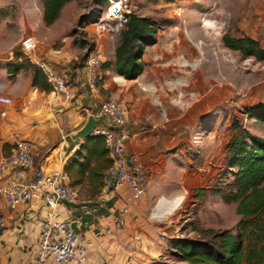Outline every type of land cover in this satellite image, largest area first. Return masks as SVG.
I'll return each mask as SVG.
<instances>
[{
  "label": "crops",
  "instance_id": "0c3cea01",
  "mask_svg": "<svg viewBox=\"0 0 264 264\" xmlns=\"http://www.w3.org/2000/svg\"><path fill=\"white\" fill-rule=\"evenodd\" d=\"M251 11L253 14L258 8ZM200 17L185 15L183 27L156 31L155 42L143 47L141 72L135 80L119 77L123 83H117L111 62L108 60L103 66L105 59L98 46L102 54L101 81L93 93L88 92L80 79L81 64L71 63L78 56L74 51L61 47L62 55L53 56L49 46L40 44L38 56L50 61L72 88V97L59 99L57 103H49L48 92L31 85L30 72L9 70L19 60L6 57L0 61V97L10 100L9 105L0 104V156L8 152L15 136L35 144L34 166L45 171L64 170L86 141L73 139V134L100 101L117 100L127 109L125 128L130 139L122 150L127 164L140 174L144 195L137 201H128L129 191L121 186L110 192L100 189L94 198L80 200L77 198L82 195L80 182L87 183L81 176L80 185L70 184L76 201L62 203L54 212L56 220L74 223L77 234L89 243L87 253L93 264H142L143 256L148 258L145 252L155 253L154 247L143 248L144 241L156 240L158 229L165 228L148 221L147 211L164 213L178 209L185 193L191 190L192 179L185 178L187 171L181 166L184 163L177 160L187 152L198 159L210 158L211 147H216L213 145L218 143L222 147L220 140L212 141L211 123L229 109L227 101L233 103L232 88L228 85L230 71L235 65L249 67L252 60L262 62L229 50L222 43L215 45L206 31L199 28ZM249 19L264 24L262 18L256 20L251 16L246 21ZM243 20L241 15L236 22L243 35L233 38L246 37L257 43L249 36L250 27ZM238 102L241 101L236 97L235 103ZM256 105L260 104L248 106ZM227 140L219 155L221 159L226 156ZM82 173L86 175L85 171ZM67 176L70 183L71 176ZM150 197L163 200L149 205ZM122 209H126L125 214ZM25 212L30 213V221L23 219ZM42 212L36 200L8 211L0 199V216L5 219V226L0 229V264H33ZM119 219L122 225L117 224ZM46 264L54 263L48 260Z\"/></svg>",
  "mask_w": 264,
  "mask_h": 264
},
{
  "label": "rangeland",
  "instance_id": "374dc122",
  "mask_svg": "<svg viewBox=\"0 0 264 264\" xmlns=\"http://www.w3.org/2000/svg\"><path fill=\"white\" fill-rule=\"evenodd\" d=\"M131 1L136 6L135 16L148 19L155 32L160 29L183 27L185 15H201L199 28L206 31L205 34L215 45L221 43L223 35L232 37L243 35L236 26V22L242 15L245 25L250 27L249 36L256 39L264 50V24H260L259 21L256 24L251 19L246 21L253 16L256 20L262 18L264 22V2L262 0H173L168 3L162 0ZM104 6L102 0H68L60 9L57 19L45 26L42 21L40 22L39 17L40 0H0V61L11 57L15 61L19 60L16 63L23 71L32 73L31 70L34 67L21 55L18 57V43L21 35H32L39 44L49 46L48 49L71 50L74 51L75 56L78 55L77 58H84L86 53L100 46L105 59L103 66L107 65L108 60L113 66L115 50L120 44V33L124 28L109 37L97 35L92 24L103 13ZM256 8H258L256 13L249 12L250 9L255 10ZM209 14H213L214 17H209ZM227 57L232 60L230 53ZM239 60H241L240 57ZM246 66L245 64L244 67L235 65L230 71L228 85L232 88L230 92L233 103L227 101L229 109L225 110L224 114L215 117L211 123L212 141L220 140L222 147L219 148L218 143L213 145L216 147H211L210 158L203 160L198 159L192 152H187L184 158L181 156L177 161L184 163L181 166H184L187 171L185 178L192 179L189 181L191 190L185 193L176 211L164 213L156 210L147 211V220L165 229L164 231L158 229L159 234L156 240L154 238L150 242L144 241L143 248L154 247L155 253L145 252L148 258L143 256L142 264H184L176 257L174 244L177 241L208 242V238L201 234L203 230H211L215 233L227 231L232 235L235 234L239 220L234 212L235 204L224 203L216 195L217 191H223L225 194L235 190L224 165V159L219 158V155L224 150V141L236 132L230 127L232 124H236L240 131L264 139V124L248 120L242 114L243 107L264 104V62L257 63L252 60L251 66ZM116 80L117 83H123L119 77ZM236 97L241 101L238 102L239 104L235 103ZM15 138L17 137L13 136L14 140ZM83 154H85L84 151L81 152V155ZM74 157L66 163L64 168L65 173L71 176L70 184L78 186L80 178L84 177L87 183L80 182L82 183V195L77 198L80 200L94 198L100 193V178L106 165L102 159L98 161L93 158L89 159L88 162L91 165L89 168L93 167L92 173L95 174L89 178L88 168L85 171L86 175H83L82 172H78V167L74 163V161L82 160L83 156ZM162 200L150 197L147 201L149 205H154Z\"/></svg>",
  "mask_w": 264,
  "mask_h": 264
},
{
  "label": "built area",
  "instance_id": "2783aa9c",
  "mask_svg": "<svg viewBox=\"0 0 264 264\" xmlns=\"http://www.w3.org/2000/svg\"><path fill=\"white\" fill-rule=\"evenodd\" d=\"M104 11L92 24L99 36H111L123 29L130 16L135 15L136 6L131 0H102ZM40 44L32 35H21L18 54L38 70L48 85L49 103L72 97V88L67 79L59 75L50 61L38 56ZM100 48V47H98ZM53 56H60L61 51L52 50ZM71 63L80 65L83 75L80 79L89 93L95 92L101 81L100 69L102 54L94 49L84 58H73ZM182 95V94H181ZM1 105H9L10 100L0 97ZM2 115V113H1ZM94 120H101L102 125L95 124L91 137H100L110 165L103 173L101 189L112 191L126 186L129 191L128 201H137L145 193L139 172L130 167L123 155L122 145L130 138L125 128L127 109L117 100L100 101L89 113ZM35 144L29 140L15 138L8 152L0 156V199L8 211L26 205L31 200L40 202L43 209L38 223V243L33 256L34 264H93L88 258L89 243L70 229L69 221H58L55 210L62 203H73L76 195L68 176L62 169L45 171L32 163ZM122 214L126 209H122ZM25 221H30L29 212L23 214ZM122 225V221H117ZM5 226V219L0 216V229ZM108 234V232H106Z\"/></svg>",
  "mask_w": 264,
  "mask_h": 264
},
{
  "label": "trees",
  "instance_id": "16d2710c",
  "mask_svg": "<svg viewBox=\"0 0 264 264\" xmlns=\"http://www.w3.org/2000/svg\"><path fill=\"white\" fill-rule=\"evenodd\" d=\"M67 1L40 0L42 23L45 26L53 23ZM162 1L168 3L173 0ZM154 34V27L148 19L130 16L120 33V44L115 50L113 71L117 76L127 81L139 76L143 47L151 46L155 42ZM221 43L229 50L240 52L244 57L264 61V51L251 39L246 37L235 39L223 35ZM19 69L21 67L18 63L10 67L13 73ZM31 71V85L48 92L49 87L44 85L42 74L35 68ZM242 114L264 124V104L243 107ZM230 127L236 132L226 142L224 165L235 190L225 194L223 191H217L216 195L224 203L235 204L234 212L239 217L236 232L232 235L227 231L215 233L203 230L201 234L208 238V242L177 241L174 244L176 257L184 264H264V139L240 131L236 124ZM82 151L85 154L81 155ZM74 156H83L81 161L74 163L78 167V172L86 171L88 168L89 178L95 175L92 173L93 167L89 168L91 166L89 159L103 160L106 167L100 178L101 187L103 173L110 165L102 139L100 137L87 139Z\"/></svg>",
  "mask_w": 264,
  "mask_h": 264
},
{
  "label": "water",
  "instance_id": "95a60500",
  "mask_svg": "<svg viewBox=\"0 0 264 264\" xmlns=\"http://www.w3.org/2000/svg\"><path fill=\"white\" fill-rule=\"evenodd\" d=\"M120 77V76H118ZM95 124H100L102 125V121L97 119L94 120L91 116H88L86 118L85 123L83 126L75 132V134L72 136L73 139H79V140H87L91 138V130ZM70 229L74 232L77 233V229L75 228L74 223L70 224Z\"/></svg>",
  "mask_w": 264,
  "mask_h": 264
},
{
  "label": "snow or ice",
  "instance_id": "6c2138e0",
  "mask_svg": "<svg viewBox=\"0 0 264 264\" xmlns=\"http://www.w3.org/2000/svg\"><path fill=\"white\" fill-rule=\"evenodd\" d=\"M176 204H177V206L179 205V200H177Z\"/></svg>",
  "mask_w": 264,
  "mask_h": 264
}]
</instances>
